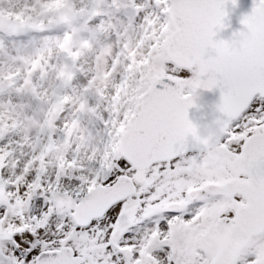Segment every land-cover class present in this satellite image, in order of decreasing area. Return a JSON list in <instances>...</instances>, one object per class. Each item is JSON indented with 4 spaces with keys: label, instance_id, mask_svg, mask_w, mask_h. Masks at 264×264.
<instances>
[{
    "label": "snow or ice",
    "instance_id": "snow-or-ice-1",
    "mask_svg": "<svg viewBox=\"0 0 264 264\" xmlns=\"http://www.w3.org/2000/svg\"><path fill=\"white\" fill-rule=\"evenodd\" d=\"M229 5L238 0H87L80 9L42 0L49 23L92 19L104 6L126 10L129 27L141 22L134 35L115 33V51L100 48L80 98L37 97L47 105V139L19 172L0 175V264H264V0H252L241 28L219 38ZM16 20L26 23L23 14ZM113 27L100 21L97 30ZM57 48L62 65L41 56L22 84L0 75V93L35 94L37 73L56 71L65 88L85 74L91 40L66 31ZM202 91L219 97L213 119L198 124L189 111ZM85 114L103 124L100 147L91 146ZM18 126L0 107V141ZM11 156L0 147V170Z\"/></svg>",
    "mask_w": 264,
    "mask_h": 264
},
{
    "label": "rangeland",
    "instance_id": "rangeland-1",
    "mask_svg": "<svg viewBox=\"0 0 264 264\" xmlns=\"http://www.w3.org/2000/svg\"><path fill=\"white\" fill-rule=\"evenodd\" d=\"M82 6H87V0H84L83 4L81 0H75L76 9H80ZM0 9L3 10V19L0 21V75L17 74L18 85L22 84L31 62L41 56L44 60L51 57L58 66L63 64V56L59 53L57 45L66 31L74 32L77 42L81 39H88L92 43L91 50L86 51L81 58L85 74L77 72L76 78L67 88L63 87L56 79V71H50L43 80L39 79L38 73L32 77L36 85L35 94L27 89L18 92L14 88L5 89L0 93V107L19 124L5 140L0 141V147H7L12 152V156L9 158V167L7 170H0V175L11 176L14 171L19 172L33 154L32 147H37L39 150L37 139L41 144L47 139L46 129L43 127L47 105L37 97H44L45 92L51 95L55 91L61 94L66 93L73 100L80 98L82 89L87 82V76H90L91 70L94 69V57L100 48L111 45L115 51L119 47L115 33H123L124 29L128 28L129 34L134 35V29L138 31L136 26L140 24L141 18H135L132 27H129L126 10L122 9L120 12H116L115 9L104 6L102 8L104 15L92 19L88 16L73 15L69 23L55 21L49 23L47 17L43 15L42 0H0ZM17 14L25 16L26 23L24 25L17 23ZM69 14L71 13L69 12ZM142 15L143 13H141V17ZM28 18H30L31 26L27 23ZM100 21L104 22L106 28L109 25L114 27L109 31H99L97 25ZM41 27L44 29L43 31L40 30ZM87 99L90 105L97 104V98L94 95L89 94ZM98 111L103 113L102 105ZM70 114L71 108H66L64 115L70 116ZM104 115L107 118V114L104 113ZM81 122L82 126L91 133V146L93 148L100 147L101 142L105 139L103 124L95 116L87 114L81 116ZM25 137H28L29 140L26 141ZM57 137L62 138L61 133L57 132ZM13 163L17 165L15 169L11 167ZM85 165L88 166L86 160ZM48 171L50 176H54V167L50 166ZM72 186L71 180L65 181L64 187L71 188ZM41 201L42 198H37L33 202L34 210H38L37 205Z\"/></svg>",
    "mask_w": 264,
    "mask_h": 264
},
{
    "label": "water",
    "instance_id": "water-1",
    "mask_svg": "<svg viewBox=\"0 0 264 264\" xmlns=\"http://www.w3.org/2000/svg\"><path fill=\"white\" fill-rule=\"evenodd\" d=\"M252 5V0H238V5L233 8L231 5L228 6V12H229V16L230 18L229 20V28L227 29V32H222L221 33V37L224 39H227L228 37H230L231 33L239 28H241V25L239 23L240 18L242 17L243 14L247 13ZM205 91H202L201 93H204ZM215 101L214 103L218 100L219 94H215ZM201 105V104H200ZM193 109H190L191 112H194ZM199 111V115L198 117L201 118H206L204 113L205 110L203 109V107H200L198 109ZM190 114V112H189Z\"/></svg>",
    "mask_w": 264,
    "mask_h": 264
}]
</instances>
